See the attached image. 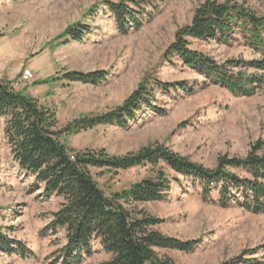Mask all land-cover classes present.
<instances>
[{
	"label": "rangeland",
	"instance_id": "rangeland-1",
	"mask_svg": "<svg viewBox=\"0 0 264 264\" xmlns=\"http://www.w3.org/2000/svg\"><path fill=\"white\" fill-rule=\"evenodd\" d=\"M105 1H126L139 13L144 11L143 26L121 32L114 15L101 4ZM205 1L0 0V80L55 110L59 129L78 118L121 106L144 81L187 82L190 87V92L171 97L159 95L158 106L165 112L146 111L128 129L101 126L64 139L77 151L105 150L111 156H124L163 144L208 168H214L220 156L244 158L258 144L264 151V71L247 70V76L263 80L256 83L253 96L237 97L218 85H206L204 77L177 58L174 65L164 58L178 29L191 23L196 8ZM238 1L264 15V0ZM95 5L99 7L90 12ZM74 25H85L91 32L81 42L64 37ZM191 43L193 50L221 65L261 57L240 38L227 44L215 39H192ZM27 69L34 79L22 83ZM67 71H107L109 80L101 86L55 81ZM50 80L54 82L48 83ZM4 127L5 119L0 118V227L35 257L0 251V264H51L65 245V233L53 232L48 225L64 200L46 197L34 177L19 169L6 144ZM91 174L107 196L153 176L148 167L118 174L92 168ZM176 177L181 182H173L168 200L134 207L162 219L156 227L162 234L200 244L190 254L160 250V256L177 264H222L264 244V214L205 202L200 188ZM214 197L217 199L216 194ZM109 259L95 244L93 255L82 264H102Z\"/></svg>",
	"mask_w": 264,
	"mask_h": 264
},
{
	"label": "trees",
	"instance_id": "trees-1",
	"mask_svg": "<svg viewBox=\"0 0 264 264\" xmlns=\"http://www.w3.org/2000/svg\"><path fill=\"white\" fill-rule=\"evenodd\" d=\"M101 4L109 8L121 32L143 26L144 11L139 13L128 2ZM98 7L93 6L90 12ZM90 32L85 25H74L67 28L63 36L81 42ZM239 38L261 57L252 61L231 60L221 65L191 48L192 39H215L227 44ZM164 58L173 65L177 58L204 77L206 85H218L237 97L253 96L256 83L263 79L247 76L246 71H264V15L238 0L225 3L206 0L196 8L191 23L178 29ZM108 80L107 71H67L55 79L92 86H101ZM190 90L187 82L144 81L121 106L100 115L78 118L59 129L55 110L31 95L16 91L10 82L0 80V118L5 119L4 136L13 161L21 171L34 177L46 197L57 196L64 200L59 210L51 214L52 221L48 225L53 232L63 230L65 233V245L57 251L51 264H82L93 255L95 244L110 255L102 264H177L169 257L160 256L159 251L193 253L199 241H184L162 234L156 230L163 223L162 219L134 207L168 200L173 182H181L176 175L200 188L205 202L222 208L238 206L255 215L264 214L262 145L252 148L244 158L220 156L216 166L208 168L163 144L147 146L124 156H111L105 150L77 151L64 142L67 137L101 126L128 129L146 111L165 112L158 106L159 95L171 97L173 93ZM135 167H148L153 176L110 196L91 174L92 168L118 174ZM5 232L0 227V251H17L23 257H35ZM222 264H264V244L244 250Z\"/></svg>",
	"mask_w": 264,
	"mask_h": 264
},
{
	"label": "built area",
	"instance_id": "built-area-1",
	"mask_svg": "<svg viewBox=\"0 0 264 264\" xmlns=\"http://www.w3.org/2000/svg\"><path fill=\"white\" fill-rule=\"evenodd\" d=\"M22 74V78L20 79L22 83H28L34 78L33 72L29 69L25 70Z\"/></svg>",
	"mask_w": 264,
	"mask_h": 264
},
{
	"label": "bare ground",
	"instance_id": "bare-ground-1",
	"mask_svg": "<svg viewBox=\"0 0 264 264\" xmlns=\"http://www.w3.org/2000/svg\"><path fill=\"white\" fill-rule=\"evenodd\" d=\"M34 79V78H33Z\"/></svg>",
	"mask_w": 264,
	"mask_h": 264
}]
</instances>
